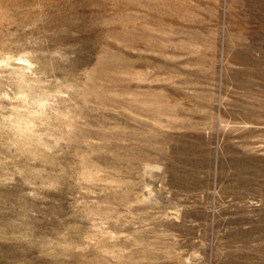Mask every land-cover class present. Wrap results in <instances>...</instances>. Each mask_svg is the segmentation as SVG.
Returning <instances> with one entry per match:
<instances>
[{"label": "rangeland", "instance_id": "obj_1", "mask_svg": "<svg viewBox=\"0 0 264 264\" xmlns=\"http://www.w3.org/2000/svg\"><path fill=\"white\" fill-rule=\"evenodd\" d=\"M0 264H264V0H0Z\"/></svg>", "mask_w": 264, "mask_h": 264}]
</instances>
